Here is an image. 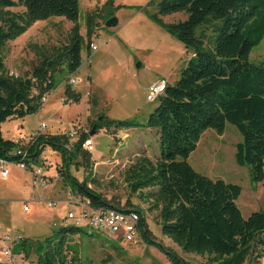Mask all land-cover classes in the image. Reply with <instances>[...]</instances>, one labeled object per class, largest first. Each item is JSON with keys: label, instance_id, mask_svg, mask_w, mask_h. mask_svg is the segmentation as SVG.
Listing matches in <instances>:
<instances>
[{"label": "trees", "instance_id": "1", "mask_svg": "<svg viewBox=\"0 0 264 264\" xmlns=\"http://www.w3.org/2000/svg\"><path fill=\"white\" fill-rule=\"evenodd\" d=\"M155 4L153 18L191 56L179 79L167 84L144 125L158 133L160 156L155 160L137 157L126 169L125 181L147 202L149 211L157 212L162 234L183 252L208 256L211 264H247L261 256L264 248V211H254L244 218L236 204L241 187L196 172L187 158L204 131L212 128L222 134L230 123L241 134L235 162L248 166L253 182L264 180V66L248 60L253 47L264 38V0H156ZM18 5L25 11L9 10ZM173 13H185L186 17L168 23L159 18ZM53 16L74 23L69 43L53 55L41 53L31 77L9 74L0 57V124L36 113L42 96L58 84L56 74L78 71L83 43L77 23L78 0H0V51L34 22ZM198 28L213 31L212 49H205L202 36L196 34ZM87 30L90 36L89 23ZM34 88L36 95H32ZM80 97L66 85V100L77 102ZM94 125L96 129L138 126L133 120L109 119L96 120ZM87 136L82 133L69 147L66 134H41L21 146L0 133V158L16 160L12 152L22 148L31 157L28 162L39 164L38 157L48 146L59 152V172L71 191L88 197L93 206H111L87 186V180L95 182L91 175L78 182L69 172L71 165L78 164V156L90 160V153L82 148ZM133 209L141 216L140 225L145 226L140 210ZM86 229L61 225L43 240L21 238L13 252L26 256L33 252L36 259L29 260L32 264H76L68 244L73 236L88 233ZM148 235L144 229L143 240L154 244ZM160 248L172 264H189L170 248Z\"/></svg>", "mask_w": 264, "mask_h": 264}, {"label": "rangeland", "instance_id": "2", "mask_svg": "<svg viewBox=\"0 0 264 264\" xmlns=\"http://www.w3.org/2000/svg\"><path fill=\"white\" fill-rule=\"evenodd\" d=\"M155 3L156 0H78L77 23L83 39L78 71L70 75L57 73L58 84L43 95L45 100L41 98L36 113L0 124L2 137L18 141L21 146L28 143L30 134L41 122L47 125L44 134H66L69 147L82 133L87 134L94 144L93 150L87 151L90 160L78 156V164L70 166L71 176L82 182L91 175L95 182L87 180V186L111 206L140 210L148 237L154 244L146 243L143 238L129 244L115 235L86 229L88 233L73 236L68 244L69 255L75 257L76 264H172L160 246L170 248L189 264H211L208 256L183 252L163 235L157 212L149 211L147 202L133 193L125 181V171L137 157L155 160L161 153L158 133L144 126L159 104V99L147 101V86L160 78L173 84L191 56L190 51L153 18L157 13ZM9 10L24 12L25 8L18 5ZM110 17H116L117 21L107 27L105 22ZM185 17V13L159 15L164 23ZM73 24L62 16L38 20L17 38L6 42L0 51L6 72L31 77L41 53L53 55L69 43ZM196 34L202 36L205 49H212L214 33L211 29L198 28ZM92 44L97 50L91 49ZM248 60L264 66V38L253 47ZM71 77L81 80L72 87L81 95L77 102L65 98ZM36 94L34 88L32 95ZM99 117L101 121L133 120L138 126L96 129L94 123ZM72 130L76 133L74 136L69 135ZM240 141L241 134L230 123H226L222 134L209 128L201 135L187 162L196 172L212 180L239 185L241 193L236 204L246 218L254 211H264V180L253 182L248 166L235 162L236 145ZM40 158L46 184H34L29 171L16 168H12L8 179L0 178V228L12 237L43 240L61 225H70V221L64 222L67 211L77 210L59 172V152L46 146ZM49 201H55L56 205L48 206ZM25 205L28 211L23 210ZM2 248L0 243V264H7ZM14 256L15 264L36 259L33 252L28 256L17 252Z\"/></svg>", "mask_w": 264, "mask_h": 264}, {"label": "built area", "instance_id": "3", "mask_svg": "<svg viewBox=\"0 0 264 264\" xmlns=\"http://www.w3.org/2000/svg\"><path fill=\"white\" fill-rule=\"evenodd\" d=\"M91 49L95 51L97 50V47L92 44ZM67 82L70 87H74L80 82V78L75 79L71 77ZM167 84L168 83L164 78H160L149 84L146 88L147 101L153 102L158 99L164 93ZM43 100H45V98H42V101ZM46 128V123H38L37 128L30 134L28 143L34 142L38 136L44 134ZM75 134L74 130L69 133L70 136H74ZM82 148L91 152L94 148L92 139L86 138L82 143ZM41 154L38 157L39 161H41ZM12 155L16 156L17 159L8 160L6 158H0V177L2 179L8 178L11 169L16 168L18 170L29 171L33 177L34 184H46L40 163L34 164L28 162L31 160V157L27 149H16L12 152ZM70 193L73 197L74 203L77 205V210L67 211L64 222L70 221V225L85 227L89 230L115 235L118 239L126 241L129 244H135L142 240L143 227L140 225L141 216L134 209H120L105 205L93 206L91 200L86 196H82L77 190H70ZM55 205V201L48 202V206L50 207ZM23 210L28 211V205H25ZM21 238V236L12 237L10 234L0 231V243L3 244L2 252L7 258V264H15L13 246ZM22 264L32 263L30 261H22ZM249 264L255 263L253 262Z\"/></svg>", "mask_w": 264, "mask_h": 264}, {"label": "crops", "instance_id": "4", "mask_svg": "<svg viewBox=\"0 0 264 264\" xmlns=\"http://www.w3.org/2000/svg\"><path fill=\"white\" fill-rule=\"evenodd\" d=\"M158 80V79H157ZM156 81V80H155ZM81 82V80H80ZM79 82V83H80ZM151 84V83H150ZM148 87V86H147ZM52 106V105H51ZM13 140V139H12ZM18 170V169H17ZM12 171V169H11ZM11 171H10V174H11ZM20 171H23V170H20ZM27 172V171H26ZM30 174V172H28ZM31 175V174H30ZM10 176V175H9ZM32 176V175H31ZM1 178V177H0ZM9 178V177H8ZM6 178V179H8ZM6 179H3V180H6ZM0 231L3 232L2 228H0ZM257 255V252L255 253V256ZM263 261H264V249L261 251V256L259 257H255V259H252V262H254L255 264H263Z\"/></svg>", "mask_w": 264, "mask_h": 264}, {"label": "water", "instance_id": "5", "mask_svg": "<svg viewBox=\"0 0 264 264\" xmlns=\"http://www.w3.org/2000/svg\"><path fill=\"white\" fill-rule=\"evenodd\" d=\"M116 21H117L116 17H110V18L105 22V25H106L107 27H111V26H113V25L116 23ZM101 119H102V117H99V118H98V120H101ZM92 133H93V131L90 132V134H92Z\"/></svg>", "mask_w": 264, "mask_h": 264}, {"label": "bare ground", "instance_id": "6", "mask_svg": "<svg viewBox=\"0 0 264 264\" xmlns=\"http://www.w3.org/2000/svg\"><path fill=\"white\" fill-rule=\"evenodd\" d=\"M168 83V82H167ZM113 207V206H112ZM121 209V208H120ZM129 209H131V208H129ZM142 227H143V229H142V231L145 229V227L142 225ZM264 236V235H263ZM249 263H253L251 260L247 263V264H249Z\"/></svg>", "mask_w": 264, "mask_h": 264}]
</instances>
